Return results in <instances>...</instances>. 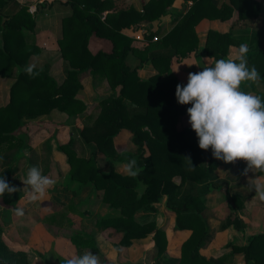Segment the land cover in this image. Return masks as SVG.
<instances>
[{
	"label": "trees",
	"instance_id": "1",
	"mask_svg": "<svg viewBox=\"0 0 264 264\" xmlns=\"http://www.w3.org/2000/svg\"><path fill=\"white\" fill-rule=\"evenodd\" d=\"M174 1L147 0L139 9L123 4L122 0L62 2L66 13L60 18L57 46L65 62V76L58 83L47 67L28 65L29 58L40 49L25 34V31H34L35 25L27 7L13 0H0V77L14 78L8 102L0 106V157L13 151L15 162L27 158L31 166L38 163L40 158L29 146L22 126L53 109L65 112L69 120L83 113L86 105L79 97L83 89L79 73L89 70L94 78L105 79L111 88V93L99 100L98 113L91 114L90 123L78 130L89 156L77 153L78 142L74 136L67 143L58 144L57 149L67 157L69 185L91 184L95 190L102 191V201L112 208L109 214L95 219L96 228L99 232L121 235L117 246H130L134 240L151 236L154 259L164 258L167 237L164 229L157 226L153 204L165 196L167 209L175 214V228L190 231L174 263L216 264L200 252L213 234L207 223L204 197L225 183L215 171L228 164L214 159L211 149H199L191 127H177L179 117L187 115L191 105L181 106L176 101V85L185 83L173 74L171 62L197 49L195 26L201 19L227 20L236 12L237 22L251 24L258 19L262 5L258 0H228L221 5L213 0H191L192 4L179 12L174 26L156 43H151L155 35L152 31L146 32L139 44L122 33L123 29L143 21L159 19ZM91 35L110 41L111 51L92 53L88 48ZM261 39L264 40L263 34L246 28L236 33L232 28L225 33L209 30L202 53L218 60L227 57L230 46L239 48L247 44L249 66L255 65L264 76ZM147 61L156 73L143 79L138 68ZM28 67L32 68V75L27 73ZM242 88L255 90V85H242ZM255 94L264 97V91ZM123 130L131 134L135 145L136 156L130 159L136 161L137 175L118 173L111 164L99 172L95 165L96 151L110 159L117 158L119 153L113 141ZM27 152L30 155L25 157ZM0 175L19 189L0 199L6 207L16 209L25 194L8 170ZM175 177H179V182L174 181ZM243 200L239 194L226 195L228 213L220 220V230L230 226L243 230L245 222L238 213L243 209ZM139 212L142 215L137 218ZM69 240L77 249L97 250L96 241L87 230L74 233ZM224 248L231 253H243L244 264H264V231L249 236L243 246L227 241ZM165 260L172 262L170 258ZM0 264H30L23 249L6 243L1 223ZM58 264H66V260L59 257Z\"/></svg>",
	"mask_w": 264,
	"mask_h": 264
},
{
	"label": "crops",
	"instance_id": "2",
	"mask_svg": "<svg viewBox=\"0 0 264 264\" xmlns=\"http://www.w3.org/2000/svg\"><path fill=\"white\" fill-rule=\"evenodd\" d=\"M17 4H25L26 0H13ZM48 1V2H43ZM65 0H34L31 6H29V11L33 12L36 11V26L44 21L47 22L45 25L47 37L43 35L42 42L43 46H41L39 53L32 55L28 60V65L36 68H43L44 66L48 68V72L54 77V79L61 83L65 76V62L61 57L60 50L57 46V39L60 37L61 30H60V18L61 16L66 13L64 8L62 7L61 3ZM123 4L126 5H133L136 8H141L142 3L146 2L147 0H122ZM214 3L217 5H221L222 3H227L228 0H213ZM51 6V9H44L43 5ZM192 4L191 0L184 1V0H175L174 3L167 8L166 14L162 15L159 19L147 22L143 21L137 25L131 26L130 28H125L122 30V33L126 36L130 37L132 41L136 44H139L144 39V34L148 31L155 32L156 39L151 40V43H156L158 40L165 35L175 24L176 19L178 18V14L180 11L185 10ZM50 18L51 21L50 22ZM264 18V8L261 9L259 13L258 19L251 24H244L242 22H237V13L234 12L232 17L227 20H220V19H208L203 18L199 21V23L195 26L196 34L198 36V47L195 51L190 53L188 56L173 59L171 62V71L173 74L183 83H187V76L189 72H198L201 71L204 66V62L206 58H209L203 52V48L205 45L206 35L209 30H215L220 33L229 32L231 28L234 32L240 31V29H249L250 31H254L259 24V21L263 20ZM55 21V22H54ZM45 22V23H46ZM54 23V24H53ZM57 23V24H56ZM43 31V30H39ZM28 32V31H26ZM264 36V34H263ZM39 46V45H38ZM88 48L92 53H96L97 51H104L109 52L111 51L112 45L110 41L106 39L99 38L95 35H91L88 41ZM238 54V48L235 46H230L228 50L227 57H231L235 59L236 55ZM193 65L188 67L187 65ZM156 73V69L152 65L150 61L143 63L138 68V74L141 78L146 79L151 75ZM79 80L83 85V89L79 94V97L85 102L86 108L78 117L75 119L69 120L68 116L65 112H62L58 109H53L47 115L38 117L36 119L28 120L22 126V132L26 133L28 136V144L34 150V153L38 155L40 160L38 161L39 166L42 163V158H44L45 162V172L44 175L50 177L52 180L55 181L53 187L49 188L46 192V195L43 199L37 203H32L29 200L30 207L29 210L36 211L41 207H47L48 202L56 201V196L58 193L65 192V188L63 184L69 181V170L70 166L67 161L66 155L57 149L58 144H65L67 143L71 137H75L77 140L76 151L79 155L89 156V149L86 145L82 142L78 130L83 129L85 124H89L88 117L92 114L95 115L98 112L99 107V100L102 97H105L111 93V88L105 79L94 78L89 70L79 73ZM14 79L12 77H0V105H5V103L9 100V88L13 83ZM255 90L248 88L246 91H251L255 94L256 91H264V80H261L259 83L254 84ZM119 88H116L118 91ZM182 121V124L179 125V122ZM188 116L184 115L179 117L177 122V127L179 129L190 127L187 123ZM114 145L115 148L118 150L119 155L123 153H132L135 150V145L132 142V136L129 132L123 130L114 138ZM134 149V150H133ZM29 152L26 153L25 157H27ZM121 157H117L114 159H110L105 156L100 151H96L95 154V165L98 168L99 172H103L107 169V166L110 164L112 168L121 174H128L125 170V161L123 159H119ZM26 161L27 158H22L19 161ZM22 162V161H21ZM21 162H18L21 166ZM35 165H37L35 163ZM246 166V163L243 161H238L234 164H228L226 166L218 167L215 171V174L218 178L224 179L225 183L219 186L218 188L211 189L206 195V207L209 209L207 213H213V215L218 214L217 218L212 220L210 219L208 223L211 227V231L213 232L212 236L206 241L205 245L201 247L200 252L203 256L207 258H217L219 255L224 256V260H227V264H230V260L235 261L236 258L238 263L235 264H244V258L242 253H231L229 250L224 248V244L227 241H232L238 246H243L247 244V239L252 234L254 235V231H252L249 224H245L243 230H236L232 226L228 227L225 230H220V220H223L227 213V203H226V195L232 194V191L235 188L241 187V183L248 182L249 179H254L255 175H250L249 177L243 175L242 179H240V175L238 178L234 177V174L231 170H236L240 167ZM19 168V167H18ZM42 170V169H41ZM27 173L21 172L22 180L25 178ZM18 175V174H16ZM20 176L18 178H20ZM240 179V180H237ZM179 177H175L174 181L179 182ZM79 183H70L68 185L69 191L67 190L66 193H70L72 188H75L76 193L73 192V196L76 197L73 201L76 208L79 210L77 212H85L87 216L82 219L80 216L78 219L82 223L85 219L91 218V216H105L112 211V208L109 205L102 201V191L95 190L93 186L90 185H83L82 187L79 186ZM248 185V183H247ZM24 187V186H22ZM60 190V191H59ZM62 190V191H61ZM69 195V194H68ZM71 195V197H72ZM26 194L24 195V197ZM23 197V198H24ZM27 197V196H26ZM73 197V198H74ZM23 200V199H22ZM166 197L163 196L159 199L158 202L154 203L153 206L157 208L156 214V223L157 226L164 229L167 233V252L173 257L180 256V245L183 240H185L189 234V230H175V214L168 210L165 205ZM216 200V204H215ZM25 205V204H24ZM23 205V206H24ZM1 209L6 208L7 211L15 212V209L6 207L0 201ZM52 207H55L53 205ZM247 207V204H246ZM49 208V207H48ZM70 208H72L70 206ZM50 209V208H49ZM55 209V208H54ZM28 210V211H29ZM242 212V211H241ZM238 211L239 215L245 219L244 215ZM74 211L69 210L67 216L70 218H75L77 216ZM89 214V215H88ZM223 214V215H220ZM166 220V223H165ZM212 220V222H211ZM75 221V219H74ZM245 222V220H244ZM246 223V222H245ZM95 230H91L90 233L95 237V231L99 232L95 225H93ZM85 229L87 227L85 226ZM170 232V235L168 233ZM148 240L147 238L139 239L133 242V245L137 242H144ZM97 241V239H96ZM150 241V240H149ZM69 243L71 241L69 240ZM148 243V242H147ZM58 244V243H57ZM72 244V243H71ZM73 245V244H72ZM153 247V246H152ZM153 251L154 247L151 248L150 245L147 247V250ZM111 255L114 256V252H111ZM226 256V258H225ZM242 257V261L240 260ZM241 262V263H240Z\"/></svg>",
	"mask_w": 264,
	"mask_h": 264
},
{
	"label": "clouds",
	"instance_id": "3",
	"mask_svg": "<svg viewBox=\"0 0 264 264\" xmlns=\"http://www.w3.org/2000/svg\"><path fill=\"white\" fill-rule=\"evenodd\" d=\"M247 53V44H241L235 59L206 58L201 71L189 72L187 83L176 85L175 98L181 106L191 105L187 108V123L196 135L199 149H211L213 158L225 164L245 162L242 175L256 174L248 181V189L255 191L253 199L264 201V97L242 88L259 83L264 76L255 65L249 66ZM26 71L33 74L31 67ZM124 167L128 175H137L134 159ZM21 182L22 192L32 203L41 201L55 184L36 165L27 170ZM17 191L0 175V199ZM15 214L23 216L24 210L17 208ZM66 264H100V261L96 254L86 251L67 259Z\"/></svg>",
	"mask_w": 264,
	"mask_h": 264
},
{
	"label": "rangeland",
	"instance_id": "4",
	"mask_svg": "<svg viewBox=\"0 0 264 264\" xmlns=\"http://www.w3.org/2000/svg\"><path fill=\"white\" fill-rule=\"evenodd\" d=\"M258 1L262 5L261 9L264 8V0H258ZM30 2L33 3L34 0H26L25 4L27 5L25 6L27 7L28 12L32 15L35 21V25H34V31L32 32L25 31V34L26 36H29V38L32 41L36 42L39 45V48H41V46L44 47L42 42L43 35L45 36V38L47 37L46 36L47 33H43L42 35L41 32H46L44 28L45 25H47V22L44 21L43 23H40L36 26V18L38 16H36V11L33 12L29 11V6L32 5V3ZM43 2H48V1H43ZM46 6L43 5V7H45L44 9L46 10L51 9L50 8L51 6L48 7ZM50 22H52L51 18H50ZM257 25L258 26L254 31H258L261 34H264V18L263 20L259 21V24ZM39 30H43V31H39ZM263 45H264V40H262L261 43V46ZM181 124L182 121L179 122V125ZM12 153L13 151H9L0 157V174L8 170V172H10V175H12L15 181H17V183L21 186V191H22L24 188L22 186L24 185L21 182L22 178L20 175L21 172L27 173V170L29 169L28 167L31 166V163L27 160L26 161L21 160L22 162L18 161L21 162V166H18L19 163L13 160ZM131 156L135 157L136 154H132V153L130 154L126 152L123 153L122 155H119V157H121L119 159H123L125 163H128L129 160H131L130 159ZM36 164H37L36 166H39L38 163ZM39 167L40 169H42V172H45L46 166H45L44 158H42V163ZM245 167L246 166L240 167L234 171L231 170V172L234 174L235 178H238L240 175L239 178L242 179L243 177L242 173ZM250 175H254V174L252 172H249L246 176L249 177ZM18 176H20V178H17ZM247 183L248 182L246 181L241 183V187L235 188V190L232 191V194L235 193L244 197L243 209L241 214L244 215L245 217L244 219L246 222L245 224L248 223L252 231L255 232L254 234H257L264 231V201H260L259 199H253L255 196V191L254 190L249 191L248 189L249 185H247ZM68 185L69 182L67 179V181L63 184V187L64 188L66 187L65 192L58 193L55 198L56 201L48 202L47 207L43 206L36 211L29 210L30 203L28 201V198L25 196L23 200L21 199L17 207L24 210L23 216H17L15 212L7 211L8 209L6 208L1 209L0 207V223L2 226V234L4 240L12 248L23 249L27 253L28 261L30 262V264H58L59 257L67 260L73 256L83 255L86 251H91L93 254H96L99 257L100 264H175L174 261L179 257H173L172 255H170L169 252H167V248L164 254V258L154 259V249L153 251L151 249L146 252L147 247L149 245L151 248L154 247V242L151 236L147 237L148 240L144 242H138V243L136 242L133 245V242L136 241L134 240L130 246L125 247V246H117V243L121 235L119 234L113 235L111 233H107L106 231L105 232L95 231L97 241L95 237L94 236L93 237L97 244V250L94 251L93 249L90 248L77 249L74 245L69 243V237L81 230H87L89 232L91 230H95L93 225H95L96 217L91 216V218L85 219L82 223L80 222L78 217L80 216L82 219H84V217L87 216V213L77 212L79 209L76 208L73 203L76 197L72 195L73 192L76 193V190L75 188H72L70 193H66L67 190L68 191L70 190ZM24 194L25 193H23V195ZM215 204H216V200H215ZM53 205H55V207H52ZM70 206L72 208H70ZM69 210L74 211V213H78L76 214L77 216H75V218L68 217L67 213ZM156 214H157V208L154 213L155 220H156ZM141 215L142 213L139 212L137 213L136 216L138 218ZM51 216L53 217V220H50ZM206 216H207V223L209 220V216L210 219L212 220H214L215 217L216 219H218L217 218L218 214L213 215V213H206ZM85 226L87 227V229H85ZM208 226L209 229L211 230L209 223ZM174 229L177 230L175 226ZM168 235H170V232L168 233ZM166 237H167V233H166ZM183 242L184 240L182 241V243ZM167 244H168V239H167ZM112 251L115 254L114 256L111 255ZM222 255H219L215 259L211 258V260H213L216 264H227V260H224V256ZM166 258H170L172 262H166L165 260ZM240 260L241 261L243 260L242 257H240ZM229 262L230 264H235V262L238 263V260L236 258L235 261L230 260Z\"/></svg>",
	"mask_w": 264,
	"mask_h": 264
},
{
	"label": "built area",
	"instance_id": "5",
	"mask_svg": "<svg viewBox=\"0 0 264 264\" xmlns=\"http://www.w3.org/2000/svg\"><path fill=\"white\" fill-rule=\"evenodd\" d=\"M31 11V10H30ZM153 39H156L155 37H153Z\"/></svg>",
	"mask_w": 264,
	"mask_h": 264
}]
</instances>
